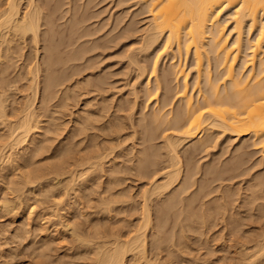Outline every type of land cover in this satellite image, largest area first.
Segmentation results:
<instances>
[{"label": "rangeland", "instance_id": "obj_1", "mask_svg": "<svg viewBox=\"0 0 264 264\" xmlns=\"http://www.w3.org/2000/svg\"><path fill=\"white\" fill-rule=\"evenodd\" d=\"M29 1L20 0L22 12ZM34 1L41 14L38 41L31 33L5 34L12 41L0 47V99L8 116L5 122L0 120V141L7 137V124L31 101L37 125L28 140L9 150L13 157L9 164L0 161V264H95L105 242L125 240L142 224L143 193L151 178L136 168L137 155L151 152L154 144L152 149L161 155L159 162L166 161L163 135L175 133L169 128L163 131L166 123L160 120L164 123L161 127L157 121L156 138L146 137L145 116L159 106L151 95L155 78L149 69L145 74L139 70L154 58L153 49L140 45L150 15L141 0ZM1 3L5 5V0ZM168 63V55L162 56L159 75ZM49 72L52 83L47 80ZM169 84L177 85L172 78ZM211 130L205 132L209 141L203 145L197 136L178 147L182 176L189 167L194 169L191 178L195 176L187 180L191 182L187 188L182 186L184 192L180 188L181 197L174 193L182 184L178 181L173 183L178 188L149 197L152 219L144 229L146 259L164 264H244L245 255L256 248V239L264 235V152L248 136ZM106 154L104 167L92 179L86 178L88 164L96 155ZM171 189L174 195L169 196ZM173 196L184 199L177 201ZM188 197L191 204L185 201ZM171 198L175 208L188 205L193 214L207 203L212 218L207 208L203 222L200 212L198 220L196 216V221L186 220L183 217L192 212L177 215L180 210L173 211L171 206L157 223L156 214L173 204ZM220 201L227 204L219 206ZM192 226L199 228L191 231ZM159 234L166 243L155 244ZM126 256L129 260L132 255ZM261 256L252 264H264Z\"/></svg>", "mask_w": 264, "mask_h": 264}, {"label": "bare ground", "instance_id": "obj_2", "mask_svg": "<svg viewBox=\"0 0 264 264\" xmlns=\"http://www.w3.org/2000/svg\"><path fill=\"white\" fill-rule=\"evenodd\" d=\"M141 1L146 5L150 15V22L142 38V44L140 45L142 49L149 50L150 48L151 50L153 49V52L155 53L151 64L145 63L146 65L139 66V70L143 74L149 69L150 71H148L151 73V77L155 78L153 85V87L155 86V89L151 87L154 89L153 94L151 95H154V100L158 101L157 104H159V106L157 105V110H152L149 117L145 116L146 121H144L145 124H143L148 131L146 137L153 139L159 123L162 127V123L164 122L166 124H164V127L161 129L164 131L169 128L170 130L175 131V133H165V135H163L164 147H162L166 151H164L166 156L163 157L166 161L159 162V157H161V155H157V148V150L154 148L152 149V145L154 144L150 145L151 149L149 148L154 156L149 150L140 152V154L137 155V163L135 162V165H137L136 168L138 167L140 173L147 175L148 179L151 178L149 181L151 185L149 184V188L147 187L143 193L144 208L142 213V224L139 228L134 230L131 236L127 237V239L125 238V240L124 238L122 240L115 238L113 241H107L108 243L105 242L106 244L96 255L95 264L165 263H163V261H153L154 259H151V261L149 260L150 258L146 259L144 255V246L146 244L144 229L151 224L152 219L150 216V205L147 201L151 195L160 194L163 191H166V189L169 191L168 188L173 187L177 181L178 183L180 182V184L182 183L181 186L178 188L175 187V185V189H178L174 190L173 187V190H178L177 193L171 189L172 194L169 193V196L174 195L173 192L180 196V188H187L186 185L191 183H187V180H194L195 176L193 179L191 178L194 174V169H191L192 167L184 170V172H187L184 174V177L181 174L183 172H181V158L178 154V147L183 141H191L199 136L197 142L203 145L205 142L209 141L207 138L208 133L206 135L205 132L213 128H219V130H221L220 132H228L237 137L248 136L251 139V144L264 152V0ZM2 4L3 3L0 4V47L2 42H5L6 40L9 42L12 41L10 38H7L5 34L8 36L23 37L25 34L31 33L33 40L37 42L41 14L35 1L30 0L27 8L23 12L21 11L20 0H5V5ZM224 13V18H226L221 19ZM228 21L231 22V29L227 26V23H229ZM230 33H232V36ZM166 55L169 57L168 66L163 68L159 75L158 63L162 56ZM189 58L191 59V67H188V64L186 65V61ZM132 59L133 58L130 60ZM134 60L135 59L132 61ZM148 61L149 60L146 62ZM52 62L53 59L50 58L49 63ZM188 68L191 70L193 69L195 73L192 85L189 84L188 76L190 69ZM171 78L176 80V88L169 84L171 83ZM47 80H50V83L53 82L54 77L51 72L47 74ZM149 81L151 80H148V83ZM37 87L38 85L36 83L34 94H37ZM160 89H163V92H161ZM160 94H162L161 97ZM173 100H175V102L178 101L175 107V102H173ZM32 103V101L30 103L28 102L16 120L7 124V137L0 141V161L2 164L7 165L13 160L12 152L9 150H12L14 146L21 144L26 139L28 140L29 135L33 133L34 128L37 126ZM168 105H171V107L165 110L164 107ZM5 107L6 103L0 99V120L3 122L8 119ZM163 109L165 111H163ZM160 120H163L164 122H160ZM205 135L207 137H205ZM203 136L205 138H203ZM193 149H195V147L192 148V150ZM24 154L26 153L24 152ZM24 154H21V156H24L25 158H23L26 160L27 155L25 156ZM106 156L107 154L100 155L99 157L96 155L94 160L89 163L84 170V175H87H85L86 178L92 179L93 175L96 176L95 173H97V170H101L104 167L103 162ZM154 157L157 158L155 159ZM160 159L164 160L162 158ZM208 166L209 164L206 167ZM213 168L216 169V167ZM213 168H211V171H214ZM207 171H209L208 168ZM206 173L207 172H205V174ZM160 174L161 178H157ZM215 174H217L218 178V173L215 172ZM215 176L216 175L213 177L214 180ZM258 179L261 180L262 178L258 177L257 180ZM183 183H185V185ZM256 186H258V184ZM201 188L203 187L201 186ZM184 190L185 189H183V192ZM222 192H224V190ZM253 193L252 195H255ZM224 196L226 195H223V198ZM167 197L168 194L166 198ZM220 197H222V195ZM173 198L175 199L177 197L173 196ZM173 198H171V201H173ZM191 198L188 197L185 201L187 200L188 203L191 204ZM183 199L184 198L178 197L177 201H182ZM165 200V203L169 202L168 199ZM174 201L173 204L170 202L171 204L168 206L169 208L167 205L162 207V212L164 213L161 212L160 214V212H157L160 214H156L158 217L156 219L157 221L162 218H160V216H163L167 210H170L171 206H173V211H175L174 209L180 210V212L177 211V215H182V211L185 212V215L192 212H189L187 209L188 203L186 204L187 207L184 205L180 209L174 207ZM219 203H217L219 206L223 205L224 201L223 203L221 202L222 204ZM217 204L215 205L219 209ZM226 204L227 203H224V205ZM180 205L182 206V203ZM204 205L205 204H202L200 207L202 208ZM260 205L263 206L262 203ZM185 207L187 209L186 211L184 209ZM200 207L199 209H201ZM208 207L206 203L202 209L205 210ZM204 210H199L200 213L197 211L202 219H199V216L196 214L197 212L194 213L196 215L192 212V216L189 215V217L187 215L183 218L186 219L188 217L189 219L192 218V220L199 219L203 222L205 220H203V214L205 215V213L208 212L211 217L210 209L208 208L205 213ZM208 213L206 215H208ZM193 216L198 217L193 219ZM180 218L179 221L181 223ZM232 219L234 221V218ZM191 222L189 220V223ZM202 222L201 225H203ZM157 223H160V221ZM192 224H194V222H192ZM160 226H162V224L156 227ZM182 226H180L182 228L180 231L184 229ZM189 226L187 227L189 228ZM194 226H192L193 228L190 227L192 230H188L194 231L196 228ZM157 229L160 230L159 228ZM157 235L158 233L156 236ZM158 237L156 241L154 240L156 242L155 244L161 245V243H166L165 237L162 241V237L160 236L159 242ZM260 238L261 240L256 239L259 241L258 243L256 241V248L254 247L255 245L253 246V250H251L252 253L250 252L251 254H246L247 256L245 255V259L243 258V262L246 264H252L256 258L259 259V256H264V235ZM127 253H131L132 255L129 260L126 256Z\"/></svg>", "mask_w": 264, "mask_h": 264}]
</instances>
